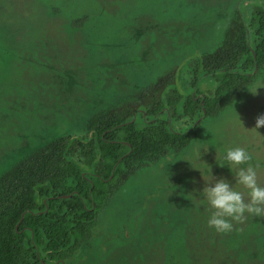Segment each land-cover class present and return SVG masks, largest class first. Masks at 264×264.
I'll return each instance as SVG.
<instances>
[{"label":"rangeland","instance_id":"rangeland-1","mask_svg":"<svg viewBox=\"0 0 264 264\" xmlns=\"http://www.w3.org/2000/svg\"><path fill=\"white\" fill-rule=\"evenodd\" d=\"M260 1L0 0V177L53 139L84 135L92 116L127 104L171 68L181 75L191 57L218 46L238 6ZM261 115L264 70L230 108L203 119L189 145L116 181L64 264H264V215L245 214L219 233L199 194L201 171L232 180L219 161L232 146L261 163L264 186Z\"/></svg>","mask_w":264,"mask_h":264},{"label":"trees","instance_id":"trees-1","mask_svg":"<svg viewBox=\"0 0 264 264\" xmlns=\"http://www.w3.org/2000/svg\"><path fill=\"white\" fill-rule=\"evenodd\" d=\"M186 66L0 177V264H64L90 237L116 181L189 145L203 119L230 108L264 70V0L238 6L218 46Z\"/></svg>","mask_w":264,"mask_h":264},{"label":"clouds","instance_id":"clouds-1","mask_svg":"<svg viewBox=\"0 0 264 264\" xmlns=\"http://www.w3.org/2000/svg\"><path fill=\"white\" fill-rule=\"evenodd\" d=\"M264 126V115L256 119L255 129ZM192 166L193 162L184 159ZM221 167H227L232 180L226 177H215L210 169V176L206 177L201 171L205 186L199 191L200 196L210 209L207 225L219 233H227L232 229V221L242 218L245 214L264 215V186L258 182V171L261 163L241 146L226 147ZM247 190L245 193L240 190Z\"/></svg>","mask_w":264,"mask_h":264},{"label":"water","instance_id":"water-1","mask_svg":"<svg viewBox=\"0 0 264 264\" xmlns=\"http://www.w3.org/2000/svg\"><path fill=\"white\" fill-rule=\"evenodd\" d=\"M204 113H205V110H204ZM67 196V195H64V197Z\"/></svg>","mask_w":264,"mask_h":264}]
</instances>
